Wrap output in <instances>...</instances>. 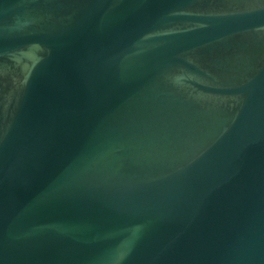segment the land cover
Listing matches in <instances>:
<instances>
[{
	"label": "water",
	"instance_id": "water-1",
	"mask_svg": "<svg viewBox=\"0 0 264 264\" xmlns=\"http://www.w3.org/2000/svg\"><path fill=\"white\" fill-rule=\"evenodd\" d=\"M0 264H264V0H0Z\"/></svg>",
	"mask_w": 264,
	"mask_h": 264
}]
</instances>
